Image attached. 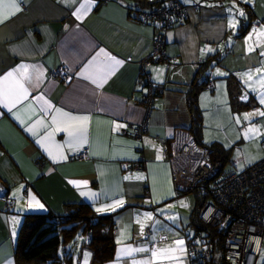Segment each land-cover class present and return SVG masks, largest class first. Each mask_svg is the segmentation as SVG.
<instances>
[{
	"label": "crops",
	"instance_id": "obj_1",
	"mask_svg": "<svg viewBox=\"0 0 264 264\" xmlns=\"http://www.w3.org/2000/svg\"><path fill=\"white\" fill-rule=\"evenodd\" d=\"M181 2L187 20L165 35L170 64L147 69L159 91L148 115L140 69L151 54L154 30L133 19L136 9L144 8L137 0H17L15 14L0 8V19L7 16L0 22V87L13 93L0 102V264H14L13 245L24 216L61 214L67 205L82 203L97 215L115 214V255L105 264H189L184 239L156 219V211L163 213L176 200L160 140L169 143L176 129L189 128L186 94L209 58L201 79L236 81H224L228 95L238 105L249 104L243 110L251 109V121L259 123L253 105L264 87L255 92L246 85L252 70H264V0ZM244 9L262 22L251 23L237 38L242 21L248 22ZM59 67L69 75L67 83L49 76ZM10 71L13 77L4 81ZM16 80L28 94L13 105ZM216 82L209 92L222 88ZM202 91L198 105L206 96ZM258 107L264 112V103ZM145 121L146 132L136 138L134 129ZM68 123L86 129L83 139L62 130ZM84 150L87 158L78 159ZM139 162L140 172L127 168ZM163 236L166 240L158 242ZM85 240L75 237L72 264L76 255L77 264H91ZM255 264H264V243Z\"/></svg>",
	"mask_w": 264,
	"mask_h": 264
},
{
	"label": "built area",
	"instance_id": "obj_2",
	"mask_svg": "<svg viewBox=\"0 0 264 264\" xmlns=\"http://www.w3.org/2000/svg\"><path fill=\"white\" fill-rule=\"evenodd\" d=\"M146 2V7L135 11V19L151 25L154 30L151 54L140 69L141 83L147 87L143 102L148 115L155 96L147 69L153 63L170 64L165 56V35L183 23L186 15L179 0ZM258 23L259 20L254 22ZM49 76L63 83L69 80V75L61 67L50 71ZM205 87L212 89V82L207 81ZM257 122L255 119L254 123ZM238 129L245 132L246 126ZM146 130L145 121L134 129L135 137L139 138ZM160 145L170 167L176 195L197 192L203 197L197 212L198 220L202 226L215 228L222 234V250L213 264H255L264 243V157L244 170L225 172L222 163L212 159L211 150L196 143L184 129H176L170 142L160 140ZM259 147L264 153V141ZM77 158H87L86 150ZM127 168L140 172L141 162ZM150 235L147 228L145 238ZM183 236L189 264H207L215 255L214 245L206 231L192 228L185 230ZM165 240V237H160L158 242Z\"/></svg>",
	"mask_w": 264,
	"mask_h": 264
},
{
	"label": "trees",
	"instance_id": "obj_3",
	"mask_svg": "<svg viewBox=\"0 0 264 264\" xmlns=\"http://www.w3.org/2000/svg\"><path fill=\"white\" fill-rule=\"evenodd\" d=\"M179 1L181 2V0ZM136 4L140 5V7L147 6L146 0H137ZM181 4L183 5L186 15L183 21L184 23L187 20V11L183 2H181ZM138 10L140 9H136V11ZM244 11L247 12L248 22L245 23L244 20L242 21L236 36L237 38H241L246 34L251 23L254 24L256 20H259L258 24L262 22L261 19L252 17L249 10L244 9ZM133 19H135V15H133ZM135 20L137 21V19ZM217 63H220V60H218ZM210 64V58L200 64L197 75L190 84L186 94L191 121L186 131H188L196 143L201 146H204L200 141L203 119L202 112L197 102V95L200 91L206 89V82L211 81L207 77L201 79L202 70L208 68ZM153 91L154 96H157L159 91L156 89L155 85ZM234 100L235 98L232 96V101L234 102ZM246 102H248V100ZM238 106L241 107L242 105ZM248 107L249 104H246V106H242V109ZM207 147L212 152V159L220 161L224 168L226 164V155L214 145ZM192 193L195 195V205L189 217L188 227L195 230H204L208 233L214 245L215 255L207 264H213L216 256H218L222 250V234L215 228L202 226L197 218V212L204 199L197 192ZM114 218V213L97 215L92 210L91 206L86 203L67 205L64 209V213L61 214L26 215L23 217L13 245L14 264H72L70 253L72 243H74L77 235H84L86 237L83 244L91 253V264H105L111 261L115 255Z\"/></svg>",
	"mask_w": 264,
	"mask_h": 264
},
{
	"label": "rangeland",
	"instance_id": "obj_4",
	"mask_svg": "<svg viewBox=\"0 0 264 264\" xmlns=\"http://www.w3.org/2000/svg\"><path fill=\"white\" fill-rule=\"evenodd\" d=\"M212 81L214 84L218 81L223 83V85L220 90H215V88V91L212 92H209L208 89L202 91L206 94V96L202 95V99L199 101L203 119V128L201 129L202 142L206 147L210 145L218 147L219 150L226 155L225 172L244 170L246 167L257 163L264 157V153H262L259 147L260 142L264 139V116L261 117V115H259L261 109L258 107H263V103L258 99V106L253 105L258 108L256 116L259 118V123H254L251 121L255 116L253 111L249 109L248 114L246 110L238 106V104H240L239 100L235 99L233 102L232 97L228 95L227 84H224V81L226 83L228 81L236 83V81L228 76H226L225 79L220 78V80L214 79L211 80V82ZM262 82H264V70L258 66L250 72L246 86L249 87L250 90L257 92L259 88L264 87V83ZM260 94H262V92H259V95ZM233 95L236 94L233 92ZM233 98H235V96ZM246 115L249 116V119H245ZM240 126H246L247 131L240 133L238 131V127ZM250 128L257 129V132L254 134L249 133L248 130ZM174 195L176 200L162 208L165 209V211L161 213L162 215L156 211V216H158L156 219L159 220L162 225L166 227L169 226L168 228L170 230L184 239V230H190L188 224L190 214L195 205V195L191 192L179 194L177 196L175 190ZM76 238H79V235H77ZM76 261L77 255L74 259L75 264H77Z\"/></svg>",
	"mask_w": 264,
	"mask_h": 264
},
{
	"label": "snow or ice",
	"instance_id": "obj_5",
	"mask_svg": "<svg viewBox=\"0 0 264 264\" xmlns=\"http://www.w3.org/2000/svg\"><path fill=\"white\" fill-rule=\"evenodd\" d=\"M3 7L10 8L12 10L11 14H15V13L20 11V7H19V4L17 3V0H9V2L6 5L0 4V8H3ZM81 7H83V5ZM242 14L243 13H241V15ZM74 15H77V18L79 19L80 18L79 10L77 11V13H74ZM6 18H7V16H4L2 19H0V22H3V19H6ZM261 54L264 55V53H261ZM105 56H107V54H105ZM107 59L109 61H112L116 65H119L121 63L119 60H115L113 57H107ZM110 74H111V71L108 72V75H110ZM13 75H14V73L10 71L7 74V76L4 77V81H8L10 78L13 77ZM22 79H29L30 80V78L26 77V76L22 77ZM104 80H106V76L101 78V84ZM15 83H16V91L14 93L15 98L12 99L13 105L22 99H26L27 94H28V90L24 87V84L21 82V80H16ZM93 83H96V80H93ZM262 83H264V82H262ZM101 84H97V87H100ZM12 95H13V93L11 92L10 89H8L6 87H0V102L6 103ZM261 103H264V94L261 95ZM49 107H51V106H49ZM56 111L60 112L59 109H57ZM62 115L67 116L68 114L62 113ZM259 115L264 116V112H260ZM78 119H82V120L86 121L87 117H84V118L68 117L69 121H75ZM245 119H249V116L246 115ZM53 122L55 123V117L53 118ZM62 130L67 131L69 137H71L73 139H83V133H84V131H86V129H75V128H73L71 123H68L66 125V127ZM248 131H249V133L254 134L257 132V129L250 128ZM49 154L51 155V153H49ZM177 243L182 244L183 241H178ZM181 251H182V249H181Z\"/></svg>",
	"mask_w": 264,
	"mask_h": 264
}]
</instances>
